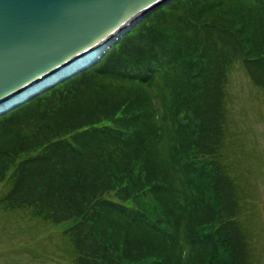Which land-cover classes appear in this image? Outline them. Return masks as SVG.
I'll list each match as a JSON object with an SVG mask.
<instances>
[{
	"label": "trees",
	"instance_id": "1",
	"mask_svg": "<svg viewBox=\"0 0 264 264\" xmlns=\"http://www.w3.org/2000/svg\"><path fill=\"white\" fill-rule=\"evenodd\" d=\"M238 65L264 97V0L160 7L0 116V208L77 219L74 264H258L228 154Z\"/></svg>",
	"mask_w": 264,
	"mask_h": 264
},
{
	"label": "water",
	"instance_id": "2",
	"mask_svg": "<svg viewBox=\"0 0 264 264\" xmlns=\"http://www.w3.org/2000/svg\"><path fill=\"white\" fill-rule=\"evenodd\" d=\"M171 1L0 0V116L95 64ZM104 43L97 58L79 63Z\"/></svg>",
	"mask_w": 264,
	"mask_h": 264
},
{
	"label": "rangeland",
	"instance_id": "3",
	"mask_svg": "<svg viewBox=\"0 0 264 264\" xmlns=\"http://www.w3.org/2000/svg\"><path fill=\"white\" fill-rule=\"evenodd\" d=\"M230 78L228 154L253 204L245 222L258 264H264V97L240 65ZM8 213L0 208V264H74L73 243L64 232L77 219L56 225Z\"/></svg>",
	"mask_w": 264,
	"mask_h": 264
},
{
	"label": "bare ground",
	"instance_id": "4",
	"mask_svg": "<svg viewBox=\"0 0 264 264\" xmlns=\"http://www.w3.org/2000/svg\"><path fill=\"white\" fill-rule=\"evenodd\" d=\"M107 46H108V44H107V43H104L103 45H101L100 47H98V48L96 49V51L94 50V51L88 53L87 55L82 56V57L80 58V61H79V59H78L76 62L79 61V63H87V62L89 61V59H91V58H92V59H93V58H97V57H98V54L101 53V52H103V51L105 50V47H107ZM76 62H75V63H76ZM76 65H77V64H73L72 67H76Z\"/></svg>",
	"mask_w": 264,
	"mask_h": 264
}]
</instances>
